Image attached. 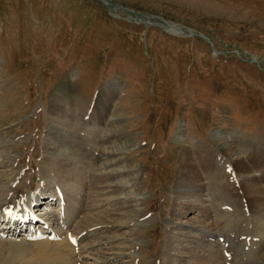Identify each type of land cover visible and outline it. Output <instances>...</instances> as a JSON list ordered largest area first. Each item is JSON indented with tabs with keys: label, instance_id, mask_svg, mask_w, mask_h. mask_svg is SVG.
I'll return each instance as SVG.
<instances>
[{
	"label": "rangeland",
	"instance_id": "obj_1",
	"mask_svg": "<svg viewBox=\"0 0 264 264\" xmlns=\"http://www.w3.org/2000/svg\"><path fill=\"white\" fill-rule=\"evenodd\" d=\"M112 1L135 12L99 0H0V189L19 168L18 185L33 194L51 172L53 163L43 158L50 154L66 159L55 163L62 177L50 176L53 182L69 193L86 190L79 196L86 199L98 181L90 186L87 172L110 171L99 152L113 151L115 168L124 171L112 179L124 183L118 195L132 199L140 185L147 196L114 220L128 221L122 231L129 238L146 239L147 261L168 250L167 239L179 231L171 223L192 217H202L196 224L210 240L218 235L239 254L252 251L250 264L263 260L264 201L253 206L246 185L257 182L264 199V70L251 60L264 67V0ZM161 18L180 29L172 32ZM199 151L208 152L210 165ZM232 151L239 163L228 159ZM186 172H199L201 186L189 182L185 197L178 190L186 189ZM204 190L201 203L212 204L210 212L190 210L178 219L179 202L198 203L193 194ZM240 217L246 225L237 234L231 226ZM27 234H0V264H33L47 239ZM252 235L261 248L249 245ZM218 257L221 264L246 261Z\"/></svg>",
	"mask_w": 264,
	"mask_h": 264
},
{
	"label": "bare ground",
	"instance_id": "obj_2",
	"mask_svg": "<svg viewBox=\"0 0 264 264\" xmlns=\"http://www.w3.org/2000/svg\"><path fill=\"white\" fill-rule=\"evenodd\" d=\"M103 3L106 5H111V3H108L105 0H103ZM110 7L115 11L122 9L129 13L133 12L132 10H128L122 6L111 5ZM160 21L163 22L162 20ZM164 22L165 25L169 27L168 29L172 32H175L180 29V27H176L174 24L167 23L166 20H164ZM190 33L192 34L193 32ZM222 143H224V150L228 151L231 148L229 147L231 145H228L227 141H222ZM207 153V151H204V153L202 151H199V155L197 154V157L199 159L201 158V155L204 154L205 156H202L203 161L208 166L210 165V160L207 156ZM115 155L116 153H114L113 151H101L100 149L99 160H104V162H101H103L106 166L112 169L110 171H107V173H103L100 171L97 175H94L90 171L87 172L90 174V186L92 184H95L96 178H98V181L95 186H93L94 188H90L91 191L89 195L86 199L83 200L79 198V196L85 194L84 192L86 190H83V192L80 189H74L69 193L68 191H66V189L64 190V188H62V186L57 180L56 182H53V180L51 179V177H54L59 180L62 177L61 169L57 167L55 163H59L60 161L58 166H62L66 163L65 157H56L50 154L44 155L43 158L45 160L47 159L48 162L50 161V164L53 163V166L50 167L51 172L49 174L41 175V185L38 186L37 190L35 189L33 194H29V192H26V190L22 188L21 185H18V182L22 181L23 171L19 168L10 171L12 177L9 179L7 185L3 189H0L2 190V192L0 193V234L2 236L13 237L17 233L24 232V230L28 226L29 230H32V228H34L33 232L29 231L31 232L29 237L34 239L32 241L42 240L37 239L36 236L34 237V234H45L46 236H43V239L47 240L42 242V248L39 249V253L36 259L33 260V264H50L52 258L53 264H126L130 263V260H128V258L132 259L131 264H221L220 259L218 257L219 253L221 255V259L224 258V260L226 259V261H230V259L231 261L235 260V257L239 260L246 259V261H244L242 264L252 263V260L254 259L253 256L250 255L252 251L248 254H245L244 252L242 253L240 251L241 253L239 254L238 249L229 242L224 243L222 241V244V242L219 241L220 237L218 235H216V239L210 240V238L213 237L203 232L204 230L202 229L204 228V225L196 224L202 222L205 223L202 217H192L187 221L180 220L171 223L173 230L176 229L179 231L173 232L174 234L172 233V236L167 239L168 250L163 251L160 257H155L153 259H150V261H147L145 258H147L148 252H144V247L147 242L146 239L141 236L136 237L134 239L129 238L127 232L122 231L123 228H126L128 226V221L117 220V222H115L114 220L117 217L129 215L131 211H134V209H136V205L139 204L140 200L147 199V196L143 195L140 192V189L142 188L140 187V185L136 188L139 193H136V197L132 199L123 198V196L118 195V192L124 188V183H114L115 180L112 179L120 177L122 174H124V171L122 172L118 168H115L117 165L116 163H118H115V161L113 160ZM110 157H113L112 160ZM239 158V153L233 152L228 159H231L232 162L233 159H236L239 163ZM67 159H70V157L68 156ZM224 159L226 158L224 157ZM183 160L185 162L187 161L188 165H191L194 163L195 159L193 160L191 152H186V155ZM74 161L76 160H73V163ZM106 161H108L109 163H107ZM189 167L192 166H187L186 170ZM75 169H73L74 171L72 170L73 173L75 172ZM185 174L187 175L186 178L188 180L185 179V183L182 188L186 189L179 188L178 191L182 195L184 194L186 197L187 194H190L189 190L191 189V187H188L189 182L194 183L195 189L200 190L199 186H201V184L199 183L201 175L199 172H195L193 174H189L188 172H186ZM71 178L73 179V177ZM86 182H84V184L89 185L87 184L88 182ZM26 183L29 188L32 189L28 181ZM30 183H32V181H30ZM257 185V182H253L252 184L250 183L246 185L249 190V196L252 198L250 199L253 203L252 205L254 206L255 204V207H257V205L263 204L260 202V204H258L259 200L264 201V199H259L260 197L258 198V193L256 190H254L256 189ZM48 189L50 191H52L51 189L55 191H52L53 193H50L48 192ZM205 191L206 190H204V193H197V191L194 192L193 197H198V203L191 202L190 200L185 202V199L181 200L179 204L176 203V205L178 204L177 208H179V212L176 214V217H179L178 219H180V217H182L183 215L186 216V214H188V211L190 210H199V212L201 213L200 216L202 214L207 215L208 212H210V209L212 208V204L208 206L205 205V203H201V197L203 199H206L205 197L208 196V194H205ZM255 192L256 195L253 196ZM260 193L261 195L259 196L264 195V192ZM187 198L190 199L189 197ZM80 202L81 204H79ZM47 203L59 206L57 209H50L47 207L44 208L43 205ZM33 218L36 219L35 222L33 221ZM140 218V224L145 225L146 223H148V221H150L147 215H143L142 217L140 216ZM8 219H11L13 223L12 225H14L15 227H11V224H8L6 222ZM4 223L7 224V229H4ZM32 224H34V226ZM245 225V218L240 217V219L237 220L235 225L231 226L233 228V230L231 231H235L237 234H239L240 232L244 231L242 228H245ZM196 229H200L201 232H193ZM225 229L227 228H223V230ZM108 231L112 232L111 236L107 234ZM117 231L121 232L117 233ZM227 233L229 234L230 231H228ZM52 234L53 237H55L56 239L50 238ZM177 235L180 236L178 237ZM254 236L256 235H252V242L250 241V243H252L253 245H249H251L252 248L254 247V249H256V247L258 246L259 249L262 246V239H258V237L255 238ZM236 237L238 236H235V238ZM120 238L127 239L126 241H122L119 240ZM235 238H232L231 240L233 242H237ZM71 240H74V242H79L78 245L76 246L73 242H71ZM115 242L117 243L115 244ZM73 248H76V251L79 253L78 255H75L76 252ZM103 249H106L108 251L104 253L102 251ZM89 252L91 253L90 255H94L95 257L89 256ZM70 254L72 255L69 257ZM83 258H85V260ZM87 258H92V261L88 262ZM236 261L237 260H235L234 264H236ZM255 264H264V258L261 261H256Z\"/></svg>",
	"mask_w": 264,
	"mask_h": 264
},
{
	"label": "water",
	"instance_id": "obj_3",
	"mask_svg": "<svg viewBox=\"0 0 264 264\" xmlns=\"http://www.w3.org/2000/svg\"><path fill=\"white\" fill-rule=\"evenodd\" d=\"M100 1H103V0H100ZM105 1H107L108 3H111V5L120 6V5H118L117 3H114V2L111 1V0H105ZM107 5H109V4H107ZM111 5H109V6H111ZM205 37H206V36H205Z\"/></svg>",
	"mask_w": 264,
	"mask_h": 264
}]
</instances>
